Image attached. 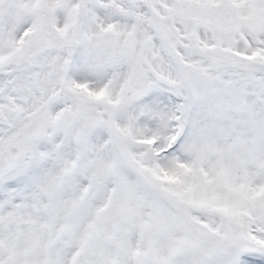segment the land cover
<instances>
[{"label": "snow or ice", "instance_id": "6c2138e0", "mask_svg": "<svg viewBox=\"0 0 264 264\" xmlns=\"http://www.w3.org/2000/svg\"><path fill=\"white\" fill-rule=\"evenodd\" d=\"M0 264H264V0H0Z\"/></svg>", "mask_w": 264, "mask_h": 264}]
</instances>
